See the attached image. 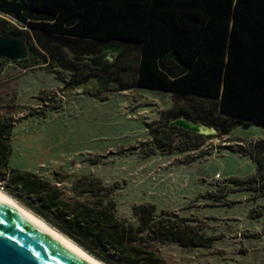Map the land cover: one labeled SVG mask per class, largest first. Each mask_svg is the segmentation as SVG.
<instances>
[{
	"label": "trees",
	"instance_id": "1",
	"mask_svg": "<svg viewBox=\"0 0 264 264\" xmlns=\"http://www.w3.org/2000/svg\"><path fill=\"white\" fill-rule=\"evenodd\" d=\"M0 36L23 40L30 54L21 62L0 58V64L27 70L39 61L68 74L69 89H90L83 94H172L175 106L148 126L152 148L144 158L197 152L207 139L236 128H264V0H0ZM68 51L106 53L112 61L95 69L75 63ZM181 100L191 101L189 107H178ZM180 118L217 135L170 126ZM16 126L13 116L0 114V190L101 263L167 264L157 246L210 249L219 240L194 227L197 220L159 213L152 204L133 207L135 224L120 219L116 188L100 179L79 178L73 190L86 199H71L45 178L12 168ZM229 151L256 165L255 175L230 179L231 188L264 197V140Z\"/></svg>",
	"mask_w": 264,
	"mask_h": 264
},
{
	"label": "rangeland",
	"instance_id": "2",
	"mask_svg": "<svg viewBox=\"0 0 264 264\" xmlns=\"http://www.w3.org/2000/svg\"><path fill=\"white\" fill-rule=\"evenodd\" d=\"M65 77L40 62L27 70L0 64V114L13 116L17 125L12 168L45 178L71 199H86L73 190L79 178L100 179L116 188L120 219L135 224L133 207L152 204L159 213L197 220L194 227L219 239L210 249L157 246L167 264H264V197L228 183L256 174L250 157L229 149L249 150L264 140V128L239 127L227 137L207 139L197 152L144 158L152 148L148 126L158 123L176 98L148 89L101 99L83 94L88 87L71 94ZM177 102L189 107L191 101Z\"/></svg>",
	"mask_w": 264,
	"mask_h": 264
},
{
	"label": "water",
	"instance_id": "3",
	"mask_svg": "<svg viewBox=\"0 0 264 264\" xmlns=\"http://www.w3.org/2000/svg\"><path fill=\"white\" fill-rule=\"evenodd\" d=\"M68 53L70 59L75 63L88 64L95 69L102 68L106 61H112V56L106 53L96 56L76 55L71 51H68ZM29 57L30 54L23 40L0 36L1 59L10 62H21L27 60ZM35 63L37 65L39 61ZM82 92L83 91L80 89L66 91V93L71 94ZM170 126L204 137H213L217 135L214 128L194 123L183 118L171 122ZM0 264L91 263L85 261L54 236L37 227L9 205L0 201Z\"/></svg>",
	"mask_w": 264,
	"mask_h": 264
},
{
	"label": "bare ground",
	"instance_id": "4",
	"mask_svg": "<svg viewBox=\"0 0 264 264\" xmlns=\"http://www.w3.org/2000/svg\"><path fill=\"white\" fill-rule=\"evenodd\" d=\"M0 201L9 205L16 212H18L19 214L26 217L30 222L34 223L37 227H39L40 229H42L46 233L54 236L57 240H59L61 243H63L69 249L74 251L77 255H79L81 258H83L88 263L102 264L101 262L96 260L94 257H92L91 255H89L88 253L83 251L81 248H79L73 241H71L70 239L68 240L65 236L61 235L60 232L56 231V229L49 226L42 219L38 218L37 216L30 213L29 211L23 209L17 202H15L9 196H6L1 190H0Z\"/></svg>",
	"mask_w": 264,
	"mask_h": 264
},
{
	"label": "crops",
	"instance_id": "5",
	"mask_svg": "<svg viewBox=\"0 0 264 264\" xmlns=\"http://www.w3.org/2000/svg\"><path fill=\"white\" fill-rule=\"evenodd\" d=\"M87 56H89V55H87ZM217 176V175H216Z\"/></svg>",
	"mask_w": 264,
	"mask_h": 264
},
{
	"label": "flooded vegetation",
	"instance_id": "6",
	"mask_svg": "<svg viewBox=\"0 0 264 264\" xmlns=\"http://www.w3.org/2000/svg\"><path fill=\"white\" fill-rule=\"evenodd\" d=\"M78 89H81V88H78Z\"/></svg>",
	"mask_w": 264,
	"mask_h": 264
}]
</instances>
